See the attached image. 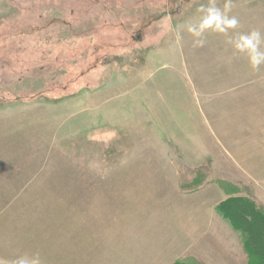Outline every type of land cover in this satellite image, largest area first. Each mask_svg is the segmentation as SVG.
<instances>
[{"label": "rangeland", "instance_id": "obj_1", "mask_svg": "<svg viewBox=\"0 0 264 264\" xmlns=\"http://www.w3.org/2000/svg\"><path fill=\"white\" fill-rule=\"evenodd\" d=\"M206 2L0 0V257L258 264L264 66L175 43Z\"/></svg>", "mask_w": 264, "mask_h": 264}, {"label": "clouds", "instance_id": "obj_2", "mask_svg": "<svg viewBox=\"0 0 264 264\" xmlns=\"http://www.w3.org/2000/svg\"><path fill=\"white\" fill-rule=\"evenodd\" d=\"M233 0H207L196 9V14L189 19L180 30L169 26L175 43L183 46L185 35L189 37L193 49L202 48L209 36L225 37L230 55L227 61L244 59L252 72H258L264 66V31L253 28L240 30V19L233 14ZM0 264H46L39 251L16 255L11 259L0 257Z\"/></svg>", "mask_w": 264, "mask_h": 264}, {"label": "trees", "instance_id": "obj_3", "mask_svg": "<svg viewBox=\"0 0 264 264\" xmlns=\"http://www.w3.org/2000/svg\"><path fill=\"white\" fill-rule=\"evenodd\" d=\"M261 225L264 226L263 223H261ZM251 238H252V237H251ZM249 241L252 242V243H255V242H256V243H260L261 239H258V238L253 237L252 239L249 238ZM260 244H261V243H260ZM259 249H260L261 252H259L258 255L254 256V257H253V260L256 261L258 264H264V248L259 247ZM252 250H253L254 253L256 254V250H255V249H252ZM261 258H262L263 260H261Z\"/></svg>", "mask_w": 264, "mask_h": 264}, {"label": "bare ground", "instance_id": "obj_4", "mask_svg": "<svg viewBox=\"0 0 264 264\" xmlns=\"http://www.w3.org/2000/svg\"><path fill=\"white\" fill-rule=\"evenodd\" d=\"M165 246H166V245H165ZM165 246L161 248L163 251L165 250ZM168 247H169V246H168ZM167 249H168V248H167Z\"/></svg>", "mask_w": 264, "mask_h": 264}]
</instances>
